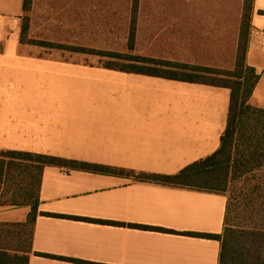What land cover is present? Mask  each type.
Listing matches in <instances>:
<instances>
[{
  "label": "crops",
  "instance_id": "crops-1",
  "mask_svg": "<svg viewBox=\"0 0 264 264\" xmlns=\"http://www.w3.org/2000/svg\"><path fill=\"white\" fill-rule=\"evenodd\" d=\"M213 1L211 8L218 5ZM129 2L42 0L45 10L68 12L51 16L72 18L127 19ZM219 5L202 21L190 4L180 9L175 0H138L136 53L230 64L224 35L234 43L242 0ZM22 8L23 0H0V154L24 151L169 175L218 149L228 88L32 56L31 45L20 42ZM260 11L264 0H253L245 62L258 75L248 103L264 109ZM199 34H218V42H199ZM39 200L28 264H218V240L186 233L221 234L224 194L45 166ZM29 212V206H0V223H25Z\"/></svg>",
  "mask_w": 264,
  "mask_h": 264
},
{
  "label": "trees",
  "instance_id": "trees-1",
  "mask_svg": "<svg viewBox=\"0 0 264 264\" xmlns=\"http://www.w3.org/2000/svg\"><path fill=\"white\" fill-rule=\"evenodd\" d=\"M214 7L213 0H175L179 8L185 6L191 11H200L205 20L207 9ZM223 1V0H222ZM31 0H23L21 15L20 42H31L28 36L29 10ZM138 0H130L129 16L124 34V45L118 48H105L84 42H69L57 39H42L37 44L67 50L68 52L93 54L101 57L116 58L128 61V65L106 64L105 68L142 73L165 79L200 83L230 90V102L226 128L220 137L216 151L205 158L194 161L175 174L134 173L129 170L116 169L106 165L69 160L58 156L24 152L5 151L0 154V206H29L30 212L22 224H5L32 226L39 206L41 175L45 166L65 167L73 170L89 171L101 174L132 175L138 181H148L162 185L186 187L208 192L224 194L230 174L235 178L244 174L264 170V109L251 106L248 101L258 80L254 68L245 62V53L249 37L250 20L253 11V0H242L239 32L232 43V35H224V59L230 64L215 65L206 62H191L179 59H168L142 55L135 51V17L134 11ZM264 14V11H260ZM200 26H204L200 22ZM180 38L182 35H176ZM180 36V37H179ZM218 34H199V42L214 44ZM217 38V39H216ZM234 44V55L230 58V47ZM253 187L258 192L259 182ZM255 214L262 222V227L235 228L229 224V203L226 205L224 225L221 234L186 233L195 237L218 240L220 251L218 264H264V201L256 205ZM255 208V207H254ZM52 216V215H50ZM162 232H172L162 228L139 226ZM31 244V241H29ZM28 251H11L0 247V264H28L31 247ZM35 255L46 254L36 253ZM54 257V256H52ZM81 262L80 260H74Z\"/></svg>",
  "mask_w": 264,
  "mask_h": 264
},
{
  "label": "rangeland",
  "instance_id": "rangeland-1",
  "mask_svg": "<svg viewBox=\"0 0 264 264\" xmlns=\"http://www.w3.org/2000/svg\"><path fill=\"white\" fill-rule=\"evenodd\" d=\"M50 5L54 6L52 2ZM42 0H31L27 15L29 17L28 36L32 39V56H54L79 59L86 64L103 67L106 64L128 65V61L101 57L93 54L68 52L49 46H42V39H57L69 42H84L94 46L118 48L124 45V33L127 27L125 18H72L51 16L68 13L43 9ZM22 21V20H21ZM22 23V22H21ZM21 30V25H20ZM256 182L260 184L258 192L253 191ZM229 203V224L235 228L262 227V222L255 214L256 205L264 201V170L244 174L235 178L229 175L226 191ZM7 207V206H6ZM255 207V208H254ZM31 229L29 226L5 225L0 223V247L11 251H28Z\"/></svg>",
  "mask_w": 264,
  "mask_h": 264
}]
</instances>
